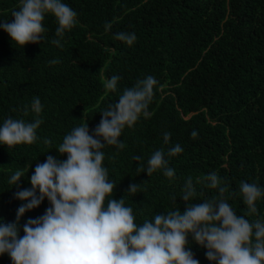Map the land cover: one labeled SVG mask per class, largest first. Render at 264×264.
<instances>
[{"label": "trees", "instance_id": "obj_1", "mask_svg": "<svg viewBox=\"0 0 264 264\" xmlns=\"http://www.w3.org/2000/svg\"><path fill=\"white\" fill-rule=\"evenodd\" d=\"M65 3L78 13V22L63 38V48L51 43L57 28L51 16L44 21L43 41L24 48L14 46L0 29V123L8 117L43 120L37 142L9 150L0 145V218L15 221L23 203L15 192L31 187L38 163L48 155L67 158L56 150L66 134L85 123L91 134L102 119L100 112L147 76L157 80L150 115L125 128L120 137L124 149H103L104 165L117 184L113 198L123 197L142 223L177 207L183 212L186 205L180 196L190 177L197 189L193 202L217 196L218 190L203 181L216 172L222 186L228 187L229 204L238 215H246L247 206L233 193H238L241 181L264 186V0ZM18 7L19 0H0V19L12 22L11 14ZM119 32L135 33L137 39L129 46L115 38ZM53 59L60 63L51 64ZM113 75L121 77L118 91H106L104 83ZM34 97L43 105L39 116L25 114ZM193 131L198 133L195 138ZM166 132L171 133L168 144ZM176 144L183 152L168 158L175 180L170 182L162 171L150 177L139 171L155 150L167 152ZM16 170L24 171L25 177L10 188L7 179ZM132 183L142 184V191L134 196L127 193ZM257 206L264 215V201ZM48 207L45 199L25 213L21 225L43 215ZM189 245L200 264H212L207 250L191 237ZM0 264H12L10 257H0Z\"/></svg>", "mask_w": 264, "mask_h": 264}, {"label": "clouds", "instance_id": "obj_2", "mask_svg": "<svg viewBox=\"0 0 264 264\" xmlns=\"http://www.w3.org/2000/svg\"><path fill=\"white\" fill-rule=\"evenodd\" d=\"M11 15L12 22L0 19V29L9 34L14 46L22 48L43 41L47 31L44 21L49 16L57 23L56 38L51 43L60 48L66 33L78 22V13L65 0H19L18 10ZM115 38L131 46L137 36L119 32ZM50 63L60 61L53 59ZM120 79L117 75L108 78L106 91H118ZM156 85L157 80L147 76L125 88L118 102L100 112L102 119L91 134L85 123L64 136L56 150L61 156L66 154V159L48 155L45 162L37 164L30 177L31 187L15 192V198L23 202L15 221L0 218V257L7 254L12 264H200L189 245L191 237L207 250L206 258L212 264H264V215L257 206L264 201V186L258 183L241 181L238 193H233L247 206L246 215H238L229 204L225 196L228 187L222 186L224 182L216 172L203 177V181L208 188L218 190L217 196L193 202L197 189L190 177L180 196L186 205L183 212L177 207L142 223L136 221L133 208L126 206L123 197L113 198L117 184L104 165L103 149L125 148L120 137L126 127L132 128L142 116L150 115ZM29 111L37 116L42 113L39 97L25 107V114ZM42 123L39 118L4 119L0 123V145L9 150L37 142ZM191 135L195 138L198 133L193 131ZM170 137L171 133L164 134L165 144ZM44 143L51 145L52 141L45 139ZM182 152L180 144L167 152L157 149L146 167L139 165V171L149 177L162 171L171 182L176 172L168 158ZM134 159L140 161L141 157ZM22 177V170L12 173L7 179L10 188L19 186ZM141 191L142 184L132 183L127 193L134 196ZM45 199L50 204L45 213L21 225L25 213L38 208Z\"/></svg>", "mask_w": 264, "mask_h": 264}]
</instances>
